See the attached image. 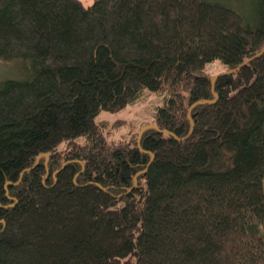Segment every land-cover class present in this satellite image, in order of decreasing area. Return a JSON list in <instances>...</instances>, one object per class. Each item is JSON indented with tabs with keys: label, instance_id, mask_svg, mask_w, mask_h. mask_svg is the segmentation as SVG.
<instances>
[{
	"label": "trees",
	"instance_id": "trees-1",
	"mask_svg": "<svg viewBox=\"0 0 264 264\" xmlns=\"http://www.w3.org/2000/svg\"><path fill=\"white\" fill-rule=\"evenodd\" d=\"M254 3L0 0V62L18 60L0 79V264H264ZM145 90L167 96L155 126L108 141L97 115Z\"/></svg>",
	"mask_w": 264,
	"mask_h": 264
},
{
	"label": "rangeland",
	"instance_id": "rangeland-1",
	"mask_svg": "<svg viewBox=\"0 0 264 264\" xmlns=\"http://www.w3.org/2000/svg\"><path fill=\"white\" fill-rule=\"evenodd\" d=\"M82 4L87 7L91 5L93 0H81ZM210 2H219L228 6L234 12L249 17L254 7V0H207ZM246 61V60H245ZM18 60L0 62V79L11 76L12 71L17 67ZM225 66L219 61L215 60L207 63L205 71L215 76L218 73L225 72ZM167 96L162 93H154L148 90L143 91L139 101L126 106L123 110L118 112H101L97 115V120H102L108 123L111 127L106 130L107 140L113 142H120V140L128 141L134 135H138L141 127L151 123L153 112L156 106H161ZM120 123L119 126H113L115 123ZM137 138V137H136Z\"/></svg>",
	"mask_w": 264,
	"mask_h": 264
},
{
	"label": "water",
	"instance_id": "water-1",
	"mask_svg": "<svg viewBox=\"0 0 264 264\" xmlns=\"http://www.w3.org/2000/svg\"><path fill=\"white\" fill-rule=\"evenodd\" d=\"M257 56H259V55H256V56L252 57V59L256 58ZM250 61H251V59L248 58V60L244 61L243 64H241L240 66H242V65H247ZM236 71H238V68H237V69H230V70H229V72H231V73L236 72ZM152 126H155V125L152 124V125H146V126L141 127L140 132H139V134H138V136H137V140H136L137 143H138V145H139V138H140L142 132H143L145 129H147V128H151ZM145 170H146V169H144V171H145Z\"/></svg>",
	"mask_w": 264,
	"mask_h": 264
},
{
	"label": "bare ground",
	"instance_id": "bare-ground-1",
	"mask_svg": "<svg viewBox=\"0 0 264 264\" xmlns=\"http://www.w3.org/2000/svg\"><path fill=\"white\" fill-rule=\"evenodd\" d=\"M262 51H264V49H263ZM253 57H254V56H253ZM250 59L252 60V57H250Z\"/></svg>",
	"mask_w": 264,
	"mask_h": 264
}]
</instances>
